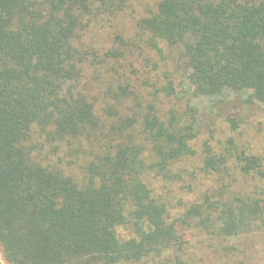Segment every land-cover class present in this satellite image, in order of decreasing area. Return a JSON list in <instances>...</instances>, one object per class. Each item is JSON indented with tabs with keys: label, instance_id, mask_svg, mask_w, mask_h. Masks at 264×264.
I'll return each mask as SVG.
<instances>
[{
	"label": "trees",
	"instance_id": "trees-1",
	"mask_svg": "<svg viewBox=\"0 0 264 264\" xmlns=\"http://www.w3.org/2000/svg\"><path fill=\"white\" fill-rule=\"evenodd\" d=\"M131 6L0 0L4 260L264 264V154L246 142L249 119L227 114L229 135L188 171L195 109L177 91L185 77L197 96L264 106V0ZM173 182L194 194L175 197ZM196 234L207 252L189 254Z\"/></svg>",
	"mask_w": 264,
	"mask_h": 264
},
{
	"label": "rangeland",
	"instance_id": "rangeland-1",
	"mask_svg": "<svg viewBox=\"0 0 264 264\" xmlns=\"http://www.w3.org/2000/svg\"><path fill=\"white\" fill-rule=\"evenodd\" d=\"M145 1L146 0H132V6L130 8L132 16L138 13ZM177 87V91L182 93L183 95H186L187 101L190 102L192 106H194L195 121L197 127L196 137L191 141V146L195 150V154L182 159L179 163L180 167H183L188 171H192L193 168L199 166L200 160L198 156L203 153L202 151L204 150V143L210 146H216L218 141L222 142V139L229 135L227 128L221 129L225 126V120L223 121V118L229 113H241L243 116L249 119L248 123L250 124V126L245 129L246 142L249 139L252 143L250 144L247 142L250 147L254 146L256 149H259V151L264 154V106L249 109V107L242 105L238 101L233 104V101L239 98H234V96L230 93H227L221 97H207L202 95L197 96L192 93V87L185 77H180L178 79ZM224 101L225 105L222 104ZM239 105L242 107L239 108ZM222 107H225L224 111H221ZM252 152L256 154L257 150H252ZM202 187L203 184L200 185L198 188ZM169 188L172 190L171 193L175 197L182 196L184 199H186L187 197H190L194 194L193 189L189 190L181 182L180 184L175 182L170 183ZM161 189L162 184L156 183V191L160 192ZM200 240L201 237L196 234L195 242H190L191 249L188 252L189 254L191 252L195 254H202L207 252V248L205 245L208 241H205L204 244H201L199 242ZM215 241L216 240H214V242ZM227 242L235 243L236 241L228 240ZM258 242L264 244V235L262 236V240ZM261 255L264 256V249ZM221 260L223 259H216L214 264H221ZM0 264H8L3 258L1 247Z\"/></svg>",
	"mask_w": 264,
	"mask_h": 264
}]
</instances>
